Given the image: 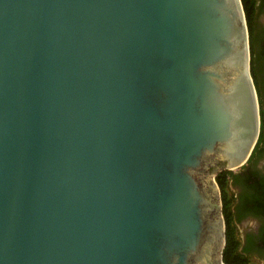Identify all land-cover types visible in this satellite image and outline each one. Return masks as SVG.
<instances>
[{
	"label": "water",
	"instance_id": "water-1",
	"mask_svg": "<svg viewBox=\"0 0 264 264\" xmlns=\"http://www.w3.org/2000/svg\"><path fill=\"white\" fill-rule=\"evenodd\" d=\"M251 59L242 0H0V264H225Z\"/></svg>",
	"mask_w": 264,
	"mask_h": 264
},
{
	"label": "flooded vegetation",
	"instance_id": "flooded-vegetation-1",
	"mask_svg": "<svg viewBox=\"0 0 264 264\" xmlns=\"http://www.w3.org/2000/svg\"><path fill=\"white\" fill-rule=\"evenodd\" d=\"M256 7L259 16L264 17V0H256ZM257 37L263 49L264 30ZM262 125L264 130V122L262 124L261 121ZM233 172L227 186L231 195L228 197L227 215L235 231H239V252L264 264V138L254 156ZM224 218L227 232L225 214Z\"/></svg>",
	"mask_w": 264,
	"mask_h": 264
},
{
	"label": "trees",
	"instance_id": "trees-1",
	"mask_svg": "<svg viewBox=\"0 0 264 264\" xmlns=\"http://www.w3.org/2000/svg\"><path fill=\"white\" fill-rule=\"evenodd\" d=\"M242 3H243V7L245 10V14H246L247 25L249 28V35H250V46H251V56H252L251 72H252L254 83H255V86L258 92V97L259 99H261L262 93H261V87L259 85V78L256 72V60H255V42H256L255 39L256 38H255L254 20H255L256 13H257L256 0H242ZM261 60L264 66V47L263 49H261ZM259 103L264 104L260 100H259ZM260 114H261V121L263 123L264 122V109L263 108L262 110L260 109ZM263 138H264V130H263V126H261V135L256 145V148L254 150V153L259 150L260 145L263 141ZM254 153L252 157L254 156ZM233 175H234L233 171H223L216 177L217 183L219 184V187L221 189L222 199L224 202V214L227 220V232H226L227 241H226V247L223 253V260L225 264H253L248 256L239 252L240 242L238 238L236 237L235 229L231 225L230 218L227 215L229 200H228L226 188L228 186L230 178H232Z\"/></svg>",
	"mask_w": 264,
	"mask_h": 264
},
{
	"label": "rangeland",
	"instance_id": "rangeland-1",
	"mask_svg": "<svg viewBox=\"0 0 264 264\" xmlns=\"http://www.w3.org/2000/svg\"><path fill=\"white\" fill-rule=\"evenodd\" d=\"M254 28H255V60H256V72L259 78V85L261 87L262 98L259 99L261 102L264 103V66L261 60V47L258 42V35L261 34L264 30V17L259 16V13H256L255 20H254ZM263 71V72H262ZM264 109V104L260 103V109ZM263 124V123H262ZM263 126V125H262ZM236 171V170H235ZM227 193L230 191L229 188H226ZM228 197L231 198V195L228 193ZM223 201V200H222ZM236 237L239 234V231H235ZM253 264H263L261 261L251 258L250 259Z\"/></svg>",
	"mask_w": 264,
	"mask_h": 264
}]
</instances>
